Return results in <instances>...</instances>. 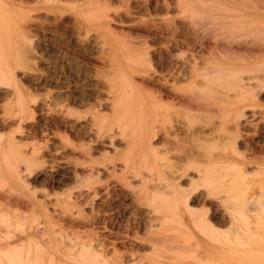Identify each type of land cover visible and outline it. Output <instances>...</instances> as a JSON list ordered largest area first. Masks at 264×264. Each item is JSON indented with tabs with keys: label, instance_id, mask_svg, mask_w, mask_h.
<instances>
[{
	"label": "rangeland",
	"instance_id": "374dc122",
	"mask_svg": "<svg viewBox=\"0 0 264 264\" xmlns=\"http://www.w3.org/2000/svg\"><path fill=\"white\" fill-rule=\"evenodd\" d=\"M23 1L24 0H22L21 4L0 7V69L7 68L8 71L7 83H3L4 86H7L4 88L2 84V86L0 85V196L3 194L0 198V248L6 247L7 244H14L17 246L18 242H23V246L20 244L18 247L12 246V249L15 247L16 251L15 249H9V252L7 251V253H5L2 251L3 249H1L0 264H38L40 260H43L44 264H59L65 260L69 261L70 259L67 253L58 250L57 246L62 245L63 242L66 244L69 238H73L78 234L84 237V240L78 237V241H75L76 244L80 243L81 240L84 243L85 241L87 243L93 241L92 244L95 243V245L93 244L94 247L100 244L102 250H99L101 253L99 256L102 258L99 257V259L102 260L104 257V264H123V262L124 264H245L247 259L243 252L244 240L250 238L258 239L259 237L262 238L264 235V204L253 209L246 206V202L248 203L253 199H257L259 195H263L260 187H255L245 192L244 205H237L235 202L228 199L230 203L227 202V208L221 206L214 198L203 199L202 192L195 195L191 201L194 208L192 213L201 218L205 217L203 222L199 223V221H197L199 225L198 223L196 224L188 220L183 221L180 218L182 211H177V215L181 220L179 218L177 219L176 215H173L176 217L172 218V214L170 213L172 211H166L168 206H166L165 203L157 198H151L154 196L153 186L155 181L161 178V173H158V175L156 172H150L152 175L150 178V174L148 175L144 174L146 172H142L145 178L142 176V181H138L137 178L129 180L126 176V172H120V170L116 168L114 170L116 173L113 171H106L103 165L112 159L119 164V160L125 161L129 158V160H126L128 161L127 165H136L140 161L137 151L134 148L127 149L124 143L116 139V143L114 141L116 150L112 152V150L103 144L98 137H94V135L85 131V128H79L78 124L86 121L92 115H100L103 113V111L96 112L93 108H97L95 101L101 98L100 96H103L101 94H103L104 91V75L116 71L118 65L123 64V57L130 55V53L126 52H117L115 56H111L110 53L100 54V51L96 52L99 50V48H96L98 45L89 38L92 32H97L98 37L102 38V41H100L104 46L106 45L111 48H122L127 43L131 44L130 46L135 44V46L133 45L134 47L132 46L131 48L140 46L145 47L146 43V48L151 51L148 52V55H151L149 56L151 58L149 61H153L151 63L153 66L148 65L147 69L151 70L152 67L156 71H162L168 63L167 51L169 50L170 52L173 50L178 53L179 51L180 53L192 51L191 53H203V55L206 53L207 55V51H209V47L214 43V40L212 43V39L210 40V38H207L208 41H204L205 39L195 40L194 38L191 39V37H186L189 29L206 31L207 28L203 29V27H211L213 24V28H208V30L213 29V32H219L234 26V28L241 27L243 30L241 28L236 30L235 28L234 31L233 28L230 32L237 33L242 30V32H244L243 34L237 33L242 34V37H250L253 35L264 37V19L262 18V21L258 22L260 24L255 22L252 23L254 16L257 15V10L264 11V0H261L262 2L260 0H207L206 2L205 0V3L203 2L204 0H201L203 4L211 3L213 5L210 10L208 9L210 6L207 7L208 5H205V7H207L206 11H208L206 13L209 14L210 17L213 16V21H211L212 18L206 15L205 11L203 12L202 9L205 8H202L203 5L201 2V7H198L200 6V0H194L195 3L192 0H174L177 6L174 4L173 0H114L113 4L117 1L114 5L117 8L116 13H114L117 18H113L114 16L111 17L109 20V28L112 26L116 33L112 28H110V30H97L86 25V22L80 14L81 10L86 9L85 0H55V2H53V0H45L47 2L42 0L41 3V0L37 2H35V0H30L32 3L28 2L29 0ZM59 1H61V3H59ZM159 1L161 2L159 3ZM183 1L184 3H182ZM187 1L193 2L195 4L194 7H197V9L199 8L200 11L194 12L191 9L189 10V8H193L194 10L193 6L189 7L190 4H194H188ZM120 2L121 4H119ZM186 3L188 7L184 8ZM256 5H260V7ZM261 5L263 8H261ZM121 6L124 7L121 8ZM16 8L20 10L18 11ZM20 12L23 13L21 14ZM31 12H34L33 15ZM118 12H121L120 15ZM20 14L22 16L29 14L32 18V21L26 26L27 28H24V31L27 30L25 32L23 31L25 35L23 36L21 34L22 37H20V33L15 30L16 25H20L22 22L19 20L23 18ZM58 15L60 18L58 17V19H56L55 16L57 17ZM118 15L120 16L119 19ZM45 16L47 17L45 18ZM51 18H53L51 20L52 23L49 20ZM63 19H67L66 22ZM68 20H71L70 23H72L69 24ZM191 22L192 24H190ZM248 23H250V27L252 25L253 27L250 28ZM229 24L232 25L228 27ZM244 25H247L248 29L246 26L243 28ZM45 26L48 27L49 30ZM257 27H261V29L259 28V33L257 31L258 34L256 32L255 34L253 31ZM31 28L36 30L32 31V29L30 32ZM42 28L43 31L41 30ZM45 28L46 32L44 31ZM75 28H77V31L75 30L76 33L73 32ZM82 28H85L89 36H85L82 41H76L78 36H81L79 35V31H81ZM111 29L113 33L110 32L112 31ZM26 35L30 36L28 37ZM27 37L33 39H30L32 45L30 40L27 41ZM84 39L88 40L85 41ZM80 41L81 43H78ZM142 42L144 45H142ZM129 44L127 45L129 46ZM21 47L28 48V50L25 51L28 53L24 52L23 61L17 56V51ZM30 50L32 52L29 53ZM163 51L164 54L162 53ZM157 55L160 56L158 57ZM98 56L103 58L101 59L102 61L107 58V60L105 59L106 61L104 60L107 65H105L106 63L104 64ZM156 57L161 58L160 61H162L160 62ZM163 61L167 62L165 63ZM113 63H115L114 66H112ZM16 64L22 68H20V70L16 69ZM96 69L98 70L96 71ZM101 69L102 71L107 69V71L109 70L110 72L108 71V73H106L105 71H99ZM254 73L264 74V56L261 57L260 64L254 69L253 74ZM7 88H11V93H9L10 90ZM5 93H9L10 95L8 94V96H5ZM19 94L24 103V108L21 109L19 108L17 98ZM257 96L258 98H256L253 104L259 112L257 119L262 123L264 122V91ZM245 128L246 131H248L247 136L243 139L245 143L243 140L238 141V145H241L242 148H245L247 140L253 141L254 143L256 140L253 127L245 125ZM72 148L77 150L81 148L82 151H87L86 153L89 158L87 157V160H85L86 165L97 166L100 171L96 172V175L91 173L93 174L92 176L91 174L88 175L87 170L83 171L84 169L78 168L80 180L74 181L67 175L66 168L62 167L63 161L72 163L76 161L79 162L82 159L78 151L74 152L70 150ZM109 150L112 153L109 152ZM32 151L33 154L31 153ZM173 153L175 154L176 152L169 151L170 155L168 154L169 156H167L169 161H173ZM142 166L140 170L146 171L145 168L142 170ZM15 168L20 172L19 174L27 175L26 179L29 182L28 185L25 186L19 183L15 171H13ZM83 174H85V177ZM42 177L46 178L43 179ZM124 179L126 180L124 182H127V180L130 182L128 181L127 185L124 183V186H122ZM136 179L137 181H135ZM253 181L257 182L258 180ZM119 183L121 185H119ZM125 186H128V188ZM83 187L89 189L87 193L85 194L83 192L82 198L79 197L76 203H68V205L67 202L71 201H68V197L73 196V194L74 196L77 195L79 189H85ZM93 188L97 190L96 196L92 194ZM2 191H7L8 196ZM219 192L214 195L223 194L222 190ZM43 193H49L50 195L51 193L59 194L56 196L49 195L50 198H53L48 199L49 202L47 200L45 203L46 209L48 208V210H45L46 212L48 211L47 214L42 210V207L39 209L36 207L31 209L28 203L34 196L43 198ZM231 193V196L234 195V192L233 194ZM14 196L19 200L18 208H16L12 202L8 203L10 204L9 206H11L9 207L7 202L3 200L6 199V197L12 200ZM137 198L142 202L140 203ZM23 204L26 205L25 208L28 207V209L26 208L23 210ZM53 207L57 208L53 209V211L56 210V212L54 211L55 213H53L55 217L52 215L53 211H51ZM23 211V214L26 213L25 218H23L24 216L21 214ZM34 211H36V218H34ZM69 211H72L71 214H75L74 216H77L76 218H79L78 220H83L81 225L79 223L78 226L74 224L73 227H71L65 223V218L62 213L66 215L70 213ZM167 212L170 214H167ZM59 214L63 217V221L60 220L59 222H62L61 224L64 223V226H61L57 221V218L60 216ZM20 215L25 220H22ZM56 215L58 216L56 217ZM161 215L165 218L167 217L166 224L163 223L161 219L163 217H161ZM174 218H176V220H174ZM19 219L25 222V224H23L21 221L23 226H21V223V225L18 226ZM35 219H37L36 222L39 224L41 223L40 226L44 228V237L48 238L46 243L50 244L51 247L47 248L48 251L46 252L48 253H44L47 255L52 253L53 258H49L50 256H43V258H37L36 256L32 258L36 252L38 253L37 249L39 247L37 246L40 245V242L39 239L35 240L36 238H32V236H26V233H28L29 230L28 225L34 223ZM168 219L177 222L180 221L181 225L179 223V225H177V222H171V220H169L171 223H168ZM228 220L232 221L229 222ZM158 222H162L164 225ZM193 223L196 224L195 226L197 228H194V225V227L192 226ZM153 224L161 225H156L152 228L154 226ZM182 225H184V227ZM150 226H152V229H148ZM232 229L235 230L236 236L234 232H231ZM28 237L30 241H28ZM233 237L239 238V241ZM20 238L23 240L19 241ZM79 238H81V240H79ZM224 240H230L236 245L228 244ZM172 242H174V244ZM194 242H196L195 245L193 244ZM171 243L173 246L170 245ZM176 243H180V246L184 245L182 246L184 248H178ZM241 243H243V247ZM239 244L241 245L240 247L238 246ZM169 245L178 250L168 249V247H170ZM175 246H177V248ZM8 248L11 247L9 246ZM49 249H51V251ZM56 250L57 253H59V251L61 252L60 255L56 253ZM28 251L29 253H27ZM157 251L160 253L157 254ZM183 253H188V255ZM5 254H10L11 256H13V254L16 256L21 255V257L10 258L5 257ZM26 254H28L27 258L25 257ZM55 254H57L58 257H56L57 255L55 256ZM61 254L66 257L62 258L63 256H61ZM80 256H76V259H82L83 262H86L88 259V256L86 257L87 259L85 257L81 258ZM196 256L199 257L197 258ZM97 257L98 256L95 257V264L99 262ZM35 258L38 259V262ZM91 258L92 257H89V259ZM254 259H257V257L255 256L252 260ZM101 260L99 264L103 263ZM74 261L76 260L74 259ZM127 261L128 263H126Z\"/></svg>",
	"mask_w": 264,
	"mask_h": 264
},
{
	"label": "bare ground",
	"instance_id": "6f19581e",
	"mask_svg": "<svg viewBox=\"0 0 264 264\" xmlns=\"http://www.w3.org/2000/svg\"><path fill=\"white\" fill-rule=\"evenodd\" d=\"M37 1L39 0H35V2ZM113 1L114 0H85L84 3L86 4V9L81 10L80 14L82 18L84 19V21L86 22V25L89 26L90 28H94L97 30H102V29L110 30V28L114 30L112 26H110L109 28V20L111 19L112 16H114L113 18H117V16L114 15V13H116V10H117V8L114 5H115V2H117L118 0L115 1L114 4H113ZM161 1H159V3ZM184 1L182 3H184ZM192 1L194 2V0ZM23 2H25V0ZM28 2H30V0ZM41 2L42 0L40 1V3ZM53 2H55V0H53ZM193 2H188V4L193 3ZM200 2L203 5L202 8H205V9H202L203 12L205 11V13L208 12L206 11L207 7L210 6V8H208L209 10L213 7L211 3L210 4L212 6L209 3L203 4L201 0L199 1L200 6L198 7H201ZM203 2L205 3V0ZM21 3H22V0H0V7L2 8L8 5L21 4ZM59 3H61V1H59ZM119 4H121V2ZM174 4L176 5L175 1H174ZM188 4L186 3L184 5V8L188 7ZM205 5L206 6L208 5V6L205 7ZM192 6L194 7L195 4L194 5L190 4L189 7H192ZM263 6L261 8H263ZM122 7L124 6H121V8ZM257 7H260V5ZM190 9L194 12L200 11V9L199 8L197 9V7H194V10L193 8H189V10ZM31 13L33 15L34 12H31ZM14 15L16 16L15 13ZM119 15H118V19L120 17ZM206 15L209 16V14L207 13ZM30 16L31 15L29 14L22 16L23 18L19 19L22 22L21 23L19 22L20 25H16L15 27L16 28L15 30L20 33V37H22V35L23 36L25 35L24 32L27 29L24 31V28L28 25L30 21H32V18ZM46 17L47 16H45V18ZM58 17L60 18L59 15L57 17L55 16L56 19H58ZM210 18H212L211 21H213V16ZM244 18H247V17H244ZM262 18L264 19V11L257 10V15L254 16L252 23L254 22L258 23L259 21H262L261 20ZM52 19L53 18L49 20L51 21ZM66 20L64 21L66 22ZM70 21H69V24L72 23V22L70 23ZM190 24H192V22ZM248 24L250 27V23ZM258 24H255V25H258ZM212 25L211 27L213 28ZM231 25L229 24L228 27ZM245 26L248 29L247 25H244V27L243 26L242 27L245 28ZM211 27H203V29L207 28L206 31L204 30L197 31L195 29H192V30L189 29L188 32L186 31L187 32L186 37H191V39L192 38H194L195 40L205 39L204 41H206L207 38H210V40L212 39L211 41L212 43L214 40V43H213L214 45L212 44L209 47V51H207L208 52L207 55L206 53L205 55H203V53H199V54L191 53L192 51L191 52H181V53L179 51L178 53L171 49L172 52H170V50L167 51L168 52V57H167L168 63L165 66V69L162 71L160 70L156 71L152 67H151V70L147 69L148 65L153 66V64L151 63L153 62L152 60L154 58L151 60L152 62L149 61L151 59L149 56L151 55H148V52H151V51H149L146 48V45H147L146 43H145V47L140 46L136 48H131L133 45L135 46V44L130 46L131 44L127 43L129 44V46L125 44V46H123L122 48H118V49L111 48L106 45L104 46V44L101 42L102 38L98 37L97 32L96 33L92 32L89 38L93 40L92 42L97 43L98 47L96 48L97 49L99 48V50H97L96 52L100 51V54L110 53L111 56H115L117 52L119 53L126 52V53H130V55H126L125 57H123L124 58L123 64L118 65V69L116 71L110 74L104 75V83H103L104 91H103V94H101L103 96H100L101 98L95 101L96 103L95 105L97 108H93L96 112L103 111V113L100 115L99 114L92 115L86 121H83V122L80 121L81 123L79 124H78L79 121L77 122V124L79 125L78 126L79 128L80 127H82L81 129L85 128L84 129L85 131L91 133L92 135H94V137H98L99 140H101L103 144H105L106 146L109 147V149L112 150V152L116 150V144H115L116 139L124 143V146L127 149L134 148L137 151V154L140 157L139 158L140 161L136 165L128 166L127 165L128 161L126 160H129V158L126 159L125 161L119 160L118 162L119 164H117L112 159L108 161V163L107 162L106 164L104 163L103 168L106 169V171L115 172L114 170L116 168L120 170V172L121 171L126 172V176L129 180L137 178L138 181L141 180L144 174L149 175L150 172L151 173L156 172V174L161 173L160 175L161 178L155 181V184L153 186L154 196L151 198L153 199L157 198L161 200L163 203H165V205L168 206V209L166 211H169V212L170 210L172 211L170 212L172 214L171 215L172 218L177 216L176 218L178 219L179 217L177 215V211L178 212L182 211V215L180 216V218L183 221L188 220L191 222H195L196 224L198 223L197 221H199L200 223V222H203V220H205L204 219L205 217L201 218L192 213V210L194 208H193L191 201L193 197L197 194H200V192H202L203 199L214 198L215 201L218 202L221 206L227 208L228 207L227 202L230 203V201L235 202L237 205H244L245 204V201H244L245 192L255 187H260V190L263 192V195L262 196L259 195L257 199L255 200L253 199L252 201L248 203L246 202V206L250 207V209H253V208H257V206L261 204H264V122L261 123L258 121L257 117H258L259 112L256 110V108L254 107L255 105L253 104V102L256 101V98H258L257 95H259V93L264 91V84H263L264 74L263 73L253 74L254 69L258 66V64H260L261 57L264 56V37L255 36V35L247 37L246 34H245L246 37H242V34L244 32H242L243 29L241 27L239 28L235 27V28L236 30L241 28L242 30L237 33H242V34L230 32L234 28V26L229 29L221 30L219 32H213L214 31L213 29L208 30V28H211ZM252 27L253 25L250 28ZM46 28L44 29V31L46 30ZM235 28H234V31H235ZM259 28L261 29V27H257L256 28L257 30L255 29L253 32L257 33L258 31L259 33V30H260ZM31 30L34 31L36 29L31 28L30 32ZM41 30L43 31V28ZM75 30L77 31V28L74 29L73 31L74 33H76ZM82 30L79 31L80 33L79 35L81 36H78L76 41H79V40L82 41L85 36H89L87 35L85 28H82ZM113 30L110 32L113 33ZM114 32L116 33L115 30ZM125 35H128V34H125ZM26 36L29 37L30 35H26ZM28 37L26 38L27 41L31 39V38L29 39ZM84 40L87 41L88 39L87 40L84 39ZM81 41L78 43H81ZM130 42H133V41H130ZM31 45H32V42H31ZM142 45H144L143 42H142ZM31 47H34V46H31ZM166 49H169V48H166ZM27 50H28L27 47H23V48L21 47L17 51V56L21 61H23L24 55H25L24 52ZM213 50H216V51H213ZM30 52L32 51L30 50L29 53ZM25 53H28V52H25ZM162 53L164 54V51ZM101 59L103 58L101 57L100 60ZM105 59L107 60V58ZM158 59L160 61L161 58H158ZM104 60L103 61L101 60V61L104 62ZM167 61H163V62L166 63ZM105 63L106 62H104V64ZM105 65H107V63ZM114 65L115 63L112 64V66ZM20 68L22 67H19L16 64V69L20 70ZM97 70L98 69H96V71ZM99 71H102V69ZM104 71L108 73L109 70L107 71V69H104L102 72ZM7 76H8L7 68L0 69V85L2 84L4 88L7 86L6 84H5L6 86H4L3 84V83H7L6 82ZM9 90H10L9 93H11V88ZM8 94L5 93V96L6 95L8 96ZM17 98H18L19 108L20 109L24 108V103H23V100L20 94L17 95ZM16 111H17V107H16ZM245 125L253 127L254 137H256V140H255V143L253 141L247 140L246 146L244 145L245 148L244 147L242 148L241 145H238L239 144L238 141H242L244 137L247 136L248 131H246ZM80 149L77 150L75 148H72L70 150L74 152L78 151L79 154H81L82 156V159H81L82 161L80 160L79 162L76 161L72 163L63 161L62 163V167L66 168L67 175H69L74 181H77L80 177L78 168H81L82 170L84 169L83 171L87 170L88 175H90L91 173L95 174L96 172L100 171V169H98L97 166H88V164L86 165L85 160H87L86 158L88 157V154L86 153L87 151L84 152L82 151V149L81 150ZM169 151L176 152L175 154L173 153L174 154L173 161H169V159H167V156L170 155ZM109 152L111 151L109 150ZM31 153L33 154V151ZM141 166H142V170L143 168H145L146 171H141L140 170ZM16 168L13 171H15V174H16L17 179L19 180V183L25 186L28 185L29 182L26 179L27 175L19 174L20 172H18ZM142 172H146V173L142 174ZM85 174H83L84 177H85ZM91 175L93 176V174ZM151 176L152 175L150 174V178ZM137 179L135 181H137ZM129 180H127V182H124L126 181L124 179L122 186H124L123 185L124 183L127 185ZM253 180H258V181L254 182ZM131 181H134V180H131ZM119 185L121 184L119 183ZM128 186H125V187L128 188ZM87 190L89 189L88 188L87 189L85 188L83 190L79 189L77 192V195L74 196L73 194V196H69V195H68L69 197L66 196L69 198V199L66 198L68 199V201L71 200L67 202V204L76 203L77 199L82 196L83 192L85 194L87 193ZM220 190L223 191V194L221 193L218 195H214ZM92 191H93L92 192L93 195L97 194L96 192L97 190L94 189ZM232 191L234 192V195L231 196L230 193ZM233 192L231 194H233ZM3 193H6V195L8 194L7 191ZM49 195H50L49 193H43L42 194L43 198L34 196L33 199L28 201V203L30 204V208L33 209L34 207H36L39 209L42 207V210L45 212V214H47L48 211L46 212L45 210H48V208L46 209L45 203L47 202L48 199L53 198V197L50 198ZM53 195L56 196L59 194L51 193L50 196H53ZM1 196H3V194H1ZM15 196L13 197L14 199L12 200L9 199L10 196L6 197V199H3V200H5L7 204L12 202L13 205H15L16 208H18L17 206H18L19 200ZM228 199L230 201H228ZM138 200L140 201V199ZM141 202L142 201H140V203ZM9 205L10 204H8V206ZM25 206L26 205L23 206L24 208L23 210H25L26 208L28 209V207L25 208ZM55 208L56 207H53L51 211H53V209ZM54 211L56 212V210ZM54 211L52 212V215L53 213H55ZM169 212H167V214ZM23 213L24 211L21 214L24 216L23 218H25L26 213L25 214ZM35 213L36 211H34V216H35ZM71 213L72 211L66 215L62 213V215H64L63 217L65 218L64 220L65 223H67L68 226L70 225L71 227H73L74 224L75 226H78L79 223L81 225L83 220H78L79 218L77 219L76 218L77 216H74L75 214H71ZM163 214H166V213H163ZM62 215H60L59 218H57L58 222L60 220L63 221V217H61ZM173 215H176V216H173ZM57 216L58 215H56V217ZM36 217L37 216H35L34 218ZM161 217L165 219L164 221V219L161 218L163 220V223L166 224L167 217L165 218L163 215H161ZM23 218L21 216V219L25 220ZM176 218H174V220H176ZM22 220L19 219L18 226H20L22 223L25 224V222ZM36 220L37 219H35V221L32 220L34 221V223H31L28 225L29 230H28V233H26V236H32V238L33 237L36 238L35 240L39 239V242H40V245L38 244L39 246H37L39 247L37 249L38 253L36 252V254L32 256V258L36 256L37 258L38 257L43 258V256H50L49 258H53L52 253H50L49 255L46 254L48 253L46 251H48L47 248L50 247V244L46 243L48 241V238L44 237V233H43L44 228L40 226L41 223L39 224L38 222H36ZM169 220L171 219H168V223L170 222ZM174 220H171V222L172 221L177 222ZM59 223L61 224L62 222H59ZM158 223L163 224L162 222H158ZM178 223L180 224V221L177 222V225H179ZM23 224L21 226H23ZM63 224H61V226H64ZM161 224H155V225L153 224L154 226L152 225L153 227L150 226L148 227V229L151 227L154 228L156 225H161ZM196 224L193 223L192 226L193 225L195 226ZM182 226L184 227V225ZM194 228H197V227L195 226ZM231 232H234V235H235L234 229H232ZM263 232H264V229H263ZM78 235H75L73 238H69L68 241H66V244L65 242H63L62 245L57 246L58 250L64 251L65 253H67L68 258L70 259L69 261L65 260L60 263L62 264L63 263L64 264H83V263L90 264L91 262V264L93 263L95 264L96 256H98L97 257L99 261L98 264L101 263L100 262L101 259H99L100 257L99 255L101 254L99 250H102L100 244L99 245L97 244L98 246L94 247L95 243H93L94 244L93 245L92 244L93 241L89 243L85 241L84 243L81 240V238L84 240V237H81V235L79 236ZM78 237H81L79 238L81 242L76 244L75 241L76 240L78 241L77 239ZM234 239H237L239 241V238H234ZM21 240L23 239L20 238L19 241ZM16 241L18 242L17 239ZM28 241H30L29 237H28ZM171 241H174V240H171ZM229 241L230 240H226L225 242H227L228 244L230 243L231 245L235 244V243H232V241L230 242ZM22 243H23L22 241L20 243L18 242L17 246L14 244L13 245L7 244V246L8 247L10 246L11 248H8L6 246V247L0 248V250L3 249L2 251L7 253V251L9 252V249L10 250L12 249V246L18 247L19 244L23 246ZM172 243L174 244V242ZM172 243L170 245L173 246ZM244 243H245L244 247L242 245L243 243H241V245L243 247V252L245 253V258L247 259L245 264H264V235L262 238L260 237L258 239L250 238L248 240H244ZM193 244L195 245L196 242H194ZM177 245H178V248L179 247L181 248L182 246H184V245L180 246L181 245L180 243H178ZM241 245L239 244L238 246L240 247ZM172 246L168 247V249L170 248L175 249ZM15 247H13V249H15L16 251ZM175 247L177 248V246ZM183 248L184 247H182L181 249ZM49 250L51 251V249ZM175 250H178V249H175ZM39 251H40V254H39ZM60 251L59 253H57V250H56V253L60 255L61 253ZM27 253H29V251ZM156 253L159 254L160 252L158 253L157 251ZM188 253H183V254L188 255ZM57 254H55V256ZM58 255L56 257H58ZM61 256H63L62 258L66 257L65 255H62V254ZM76 256L77 257L80 256L81 258H84V257L86 258L88 256V259L86 258L87 259L86 262H83L82 259L80 260L78 258L77 260ZM255 256L257 257V259L252 260L253 258H255ZM5 257H10V258L11 257H21V255L16 256L13 254V256H11L10 254H5ZM25 257L27 258L28 254H26ZM89 257H92V258L89 259ZM37 258L35 259L38 262ZM74 259L76 261H74ZM103 259L101 261H103ZM39 262L38 264H44L43 260L40 263ZM126 263H128V261ZM102 264H104V261ZM158 264H161V263H158Z\"/></svg>",
	"mask_w": 264,
	"mask_h": 264
}]
</instances>
